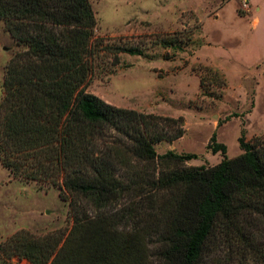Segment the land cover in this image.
<instances>
[{
	"label": "trees",
	"instance_id": "trees-1",
	"mask_svg": "<svg viewBox=\"0 0 264 264\" xmlns=\"http://www.w3.org/2000/svg\"><path fill=\"white\" fill-rule=\"evenodd\" d=\"M0 19L23 46L3 79L0 164L13 179L57 187L71 222L66 233L18 229L0 242V264H202L212 244L228 249L226 260L264 264V139L242 132V153L228 158L213 133L207 148L222 154L218 163L150 172L138 164L197 155L154 148L183 136L181 116L117 106L86 90L97 27L90 1L0 0ZM119 52L143 53L129 45ZM199 69L201 88L206 74L226 85L218 69Z\"/></svg>",
	"mask_w": 264,
	"mask_h": 264
},
{
	"label": "rangeland",
	"instance_id": "rangeland-1",
	"mask_svg": "<svg viewBox=\"0 0 264 264\" xmlns=\"http://www.w3.org/2000/svg\"><path fill=\"white\" fill-rule=\"evenodd\" d=\"M89 1L97 27L86 90L117 106L181 116L183 136L154 148L158 154L173 150L197 155L181 163L136 164L150 172L153 166L157 171L211 166L222 159L220 152L207 148L213 133L226 145L228 158L242 153V132L248 141L264 139V0H253V7L248 0ZM170 38L176 44L162 46L161 41ZM122 45L143 53L119 52L115 58L114 48ZM22 49L0 19V102L7 64ZM200 64L218 69L226 85L218 87L223 80L206 74L201 88ZM67 211L68 200L59 196L57 187L39 188L34 181L13 179L0 164V242L21 228L37 235L66 233L71 227ZM259 234L264 242V231ZM150 247L153 253L156 245ZM209 250L202 264H240L237 256L226 260L223 245L212 244ZM22 260L13 258L12 263L25 264Z\"/></svg>",
	"mask_w": 264,
	"mask_h": 264
},
{
	"label": "crops",
	"instance_id": "crops-1",
	"mask_svg": "<svg viewBox=\"0 0 264 264\" xmlns=\"http://www.w3.org/2000/svg\"><path fill=\"white\" fill-rule=\"evenodd\" d=\"M248 2H249V4L252 6V2H253V0H248ZM253 7V6H252ZM256 9H258V5H256ZM12 234V233H11ZM10 234H8V235H6L5 237H7V236H9ZM4 237V238H5ZM4 240V239H3ZM22 262L23 263H25V264H29V262L28 261H26V260H22Z\"/></svg>",
	"mask_w": 264,
	"mask_h": 264
}]
</instances>
